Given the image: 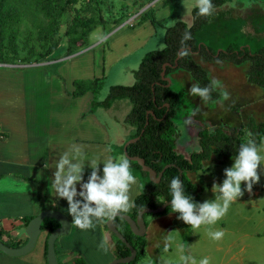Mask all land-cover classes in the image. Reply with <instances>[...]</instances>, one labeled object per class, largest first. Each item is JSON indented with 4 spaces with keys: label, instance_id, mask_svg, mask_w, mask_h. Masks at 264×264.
I'll list each match as a JSON object with an SVG mask.
<instances>
[{
    "label": "rangeland",
    "instance_id": "374dc122",
    "mask_svg": "<svg viewBox=\"0 0 264 264\" xmlns=\"http://www.w3.org/2000/svg\"><path fill=\"white\" fill-rule=\"evenodd\" d=\"M15 1L20 15L12 17L11 23L5 27V60L44 61L70 53V50H84L88 47L84 46L86 36L78 25L79 19L99 22L87 37L89 47L94 48L92 51L97 55L95 75L99 76L102 69H106V76L97 78L102 82L99 98L104 93L107 96L113 85L134 84V71L139 68L143 56L165 47L166 27L177 20L192 23L191 0H61L58 32L54 34L56 41L51 42L50 35L46 36L41 30V25L47 24L49 18L36 8L37 0ZM185 6L190 11L186 12ZM217 12L232 17L228 21L229 26H225L228 29L221 28L211 36L208 33L203 36V40L218 48V52L229 45L248 43L254 49L264 46V0H230ZM154 17L157 22L153 20ZM163 18L165 26L159 23V19ZM240 18L247 19L245 21L248 23L242 26L241 19L237 27L233 26ZM55 44L57 47L50 51ZM195 58L212 80L220 82L217 89L221 96L215 101H207L190 95L189 89L196 84L191 74L178 69L170 75L172 87L181 97L174 118L178 127L176 149L186 157L201 149L198 132L204 127L214 129L222 125L229 131L235 126L242 131L243 140L246 141L249 137V118L264 121V87L248 82L249 61L237 65L227 60L208 61L201 55ZM127 66L128 72L123 70ZM223 91L229 94L227 99L223 98ZM119 101L123 105L113 108L114 115L125 117L132 106L128 100ZM107 120L112 130L124 139L133 131L126 122L118 124L112 118ZM257 148L264 156V141ZM234 158L215 152L202 168L189 173L198 186V203L215 199L212 185L214 182L222 184L224 169L233 165ZM258 174L260 180L253 185L252 191L245 190L243 196L230 205L227 214L215 225H202L199 229L174 227L172 220L175 213L170 208L162 216L148 214L146 222L149 231L142 239L141 247L144 253L135 264H181L182 255L194 259L196 264L205 257L209 264H264V161L258 168ZM241 188L245 189L243 182ZM158 203L162 204L161 201ZM220 230L225 233L223 238L213 240L209 233ZM169 236L172 240L165 252V238ZM1 237L6 245H13L8 243L3 233Z\"/></svg>",
    "mask_w": 264,
    "mask_h": 264
},
{
    "label": "crops",
    "instance_id": "0c3cea01",
    "mask_svg": "<svg viewBox=\"0 0 264 264\" xmlns=\"http://www.w3.org/2000/svg\"><path fill=\"white\" fill-rule=\"evenodd\" d=\"M89 46L78 49L76 54L66 53L44 61L0 62V233L13 244L8 246H23L28 236L20 218L36 216L47 209L59 210L71 222L70 232L58 237L55 243L60 264H73L79 255L88 264H110L115 258L111 232L101 222H94L93 229L81 231L68 216L67 201L57 199L51 186L55 161L70 146H80L85 154L87 181L91 173L87 161L101 162L98 167L102 176V162L122 156L114 157V147L123 145L130 136L124 139L115 133L107 120L125 123V117H117L113 112V108L123 105L120 101L109 109L99 107L93 111L92 92L73 96L75 80L106 76V69L95 75L97 55ZM101 97L100 100L105 99L106 94ZM137 181L130 192L132 201L141 190L138 178ZM48 235L49 230L42 229L34 250L23 256L0 250V264H47ZM102 242L107 252L99 248Z\"/></svg>",
    "mask_w": 264,
    "mask_h": 264
},
{
    "label": "trees",
    "instance_id": "16d2710c",
    "mask_svg": "<svg viewBox=\"0 0 264 264\" xmlns=\"http://www.w3.org/2000/svg\"><path fill=\"white\" fill-rule=\"evenodd\" d=\"M228 1L230 0H212L215 10L211 16L202 17L198 15V10L193 8L191 24L184 20H177L174 24L166 27L165 47L162 48L163 50L147 52L143 56L139 68L134 71L136 78L134 84H116L111 86L105 99L100 100L98 97L102 88V82H99V79L75 80L76 89L73 92V96L77 97L86 92H92L91 110L93 111L99 107L109 109L116 101L128 100L132 107L125 116L124 121L133 128L128 140L139 137L138 140L128 145V154L144 158L146 164L158 174L165 169L160 182H153L149 177V173L144 171L137 161L125 156V143L114 147V157L125 156L130 162L132 174L139 179L143 186L133 200L135 206L132 212L129 213L133 218H136L138 213L145 208H157L160 205L159 201L166 202L171 200L170 183L174 177L181 178L180 170L183 171L182 183L185 195H190L198 203V186L189 176L190 172H197L203 167L204 162L212 158L215 152L231 158L238 154L241 144L254 141L258 147L264 141V121H257L255 118L250 117L247 122L249 137L246 141L243 140L242 131L239 128L234 126L227 131L222 125H219L214 129L204 127L199 130L198 138L201 149L193 151L189 157H186L176 149L175 137L178 127L174 118L177 115L181 97L179 92L172 87V84L168 85V81L162 78L165 63H168L166 76H170L178 69H183L191 74L199 87L204 88L210 87L212 79L208 71L196 60L195 55H201L208 61L227 60L237 65L249 61L250 65L247 69L248 82L264 87V46L254 49L252 44L248 43L242 46L229 45V47L218 52V48L212 47L203 40V36L206 33L211 36L221 28L228 29L225 26H229L228 21L232 17L226 13L217 12ZM59 5L61 7V0H37L35 3L36 8L49 18L47 24L41 25V30L46 36L50 35L49 40L51 42L56 41L54 34L58 32ZM19 15V7L15 0H0V62L14 63L16 61L5 60L6 44L4 38L6 36V25L11 23L12 17H19ZM241 19L243 22L240 23ZM153 20L156 21L155 17ZM164 20L165 18L159 19L161 26H165L163 25ZM245 20L247 21L245 18L237 19V24L235 23L233 26L237 27L239 23L244 26L248 23ZM98 23L94 19H79L78 25H80L81 32L86 36L85 47L90 45L87 40L89 32H92ZM186 32L190 33L191 36L188 40L183 39ZM10 47L12 48L13 45ZM56 47L57 45L55 44L49 50L51 51ZM74 52L75 50H70V53ZM179 52V64L178 67H175L174 64ZM220 96L221 93L217 88L210 90L207 101H215ZM167 165L169 166L166 168ZM169 208L170 206L165 211L154 215L162 216ZM178 215L179 213L172 220L173 226L181 229L189 228L190 226L177 219ZM147 216L148 214H145V219ZM33 217L26 216L20 218V220L27 226ZM114 221L119 232L137 249V257L133 262L119 264H135L143 256L144 252L141 247L143 246L142 239L145 236H136L127 221L121 216H117ZM106 222L107 220L101 223L104 229L110 232ZM59 225L60 223L57 220L45 218L42 229H48L49 233H51ZM111 234L115 243V257L120 258L130 255L131 250L129 247L117 235L112 232ZM73 264L88 263L79 255L74 259Z\"/></svg>",
    "mask_w": 264,
    "mask_h": 264
},
{
    "label": "clouds",
    "instance_id": "9594fccd",
    "mask_svg": "<svg viewBox=\"0 0 264 264\" xmlns=\"http://www.w3.org/2000/svg\"><path fill=\"white\" fill-rule=\"evenodd\" d=\"M191 8L197 9L198 15L202 17L211 16L215 10L212 0H191ZM185 9L186 12L190 11L187 6ZM190 38V33L186 32L183 39ZM217 87H220V82L213 79L210 87L201 88L193 84L189 94L207 100L210 90ZM228 95L226 91L222 92L224 99H227ZM262 161L264 156L260 155L254 141L241 144L233 165L224 169L225 179L222 184L214 182L212 185L215 199L205 200L203 203H197L193 197L185 195L180 177H174L170 183L171 212L179 213L177 219L193 229H199L202 225H215L227 214L230 205L243 196L245 190L251 192L253 185L259 182L258 168ZM87 162L91 173L85 181V154L80 146L72 145L55 161V171L51 178L56 198L67 201L68 216L81 231L93 229L95 223L114 220L119 214L127 213L133 208L135 204L130 198V192L138 183L125 156H120L116 160L111 158L104 160L102 176L98 167L101 162L97 160ZM242 182L245 184L244 190L241 188ZM224 234L222 230L209 233L213 240L222 239ZM171 240V236L165 238V252L168 251ZM99 248L108 251L103 242ZM180 261L181 264L189 262L196 264L194 259L183 255L180 256ZM199 264H209L208 258L201 259Z\"/></svg>",
    "mask_w": 264,
    "mask_h": 264
},
{
    "label": "water",
    "instance_id": "95a60500",
    "mask_svg": "<svg viewBox=\"0 0 264 264\" xmlns=\"http://www.w3.org/2000/svg\"><path fill=\"white\" fill-rule=\"evenodd\" d=\"M180 52L178 53V57L175 61V64H174L175 67H178V64H179L178 60L180 57ZM167 65H168V63H165L163 66L162 78L165 79L166 81H168V85H171L172 84L171 77L166 76ZM138 139H139V137H134V138H131L125 142V145H124L125 156L131 160L137 161L141 165L142 169L149 173V177H150L151 181L158 183V182H160L165 169L158 174L153 168H151L150 166H148L146 164V161L144 158H141L139 156H130L127 152L128 145L135 142ZM168 166L169 165H167L166 168ZM182 175H183V171L180 170L181 181H182ZM170 204H171V200L163 202L157 208H145L138 213L136 218H133L128 213H121L118 216L123 217L127 221L132 232L136 236L143 237L147 234V222L145 219V214L161 213V212L165 211L167 209V207L170 206ZM45 218H53L60 223V226L58 228H56L54 231H52L51 233H49L48 238H47V261H48V264H60L58 261L55 243H56V240L58 239V237L66 235L70 232L71 222H70V219L66 215H64L62 212H60L57 209L44 210L41 213H39L38 215L34 216L30 220V222L27 224L26 229H25V232L28 236V242L23 246L10 247V246L6 245L3 242L2 237H1V233H0V250L4 253L8 254V255H11V256H23V255L30 253L32 250H34V248L37 245L38 239H39L40 234L42 232V224H43V221ZM106 225H107L108 229L110 230V232L117 235V237L119 239H121L131 250L130 255L125 256V257H120V258L115 257L110 262V264L133 262L137 257V249L128 241V239H126L123 236L122 233L119 232L118 228L116 227L114 220H107Z\"/></svg>",
    "mask_w": 264,
    "mask_h": 264
},
{
    "label": "flooded vegetation",
    "instance_id": "af4514ba",
    "mask_svg": "<svg viewBox=\"0 0 264 264\" xmlns=\"http://www.w3.org/2000/svg\"><path fill=\"white\" fill-rule=\"evenodd\" d=\"M60 226V225H59Z\"/></svg>",
    "mask_w": 264,
    "mask_h": 264
}]
</instances>
